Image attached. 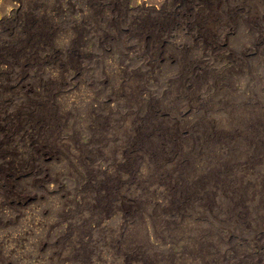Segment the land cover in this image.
Segmentation results:
<instances>
[{"label":"rangeland","instance_id":"374dc122","mask_svg":"<svg viewBox=\"0 0 264 264\" xmlns=\"http://www.w3.org/2000/svg\"><path fill=\"white\" fill-rule=\"evenodd\" d=\"M0 264H264V0H0Z\"/></svg>","mask_w":264,"mask_h":264},{"label":"bare ground","instance_id":"6f19581e","mask_svg":"<svg viewBox=\"0 0 264 264\" xmlns=\"http://www.w3.org/2000/svg\"><path fill=\"white\" fill-rule=\"evenodd\" d=\"M44 90V89H43ZM42 91V90H41Z\"/></svg>","mask_w":264,"mask_h":264}]
</instances>
